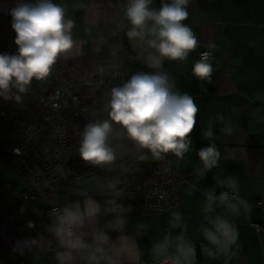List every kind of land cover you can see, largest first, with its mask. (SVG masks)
<instances>
[{
	"label": "clouds",
	"instance_id": "1",
	"mask_svg": "<svg viewBox=\"0 0 264 264\" xmlns=\"http://www.w3.org/2000/svg\"><path fill=\"white\" fill-rule=\"evenodd\" d=\"M188 3L189 0H161L156 8L154 0H127L119 30L140 49L142 63L152 71L134 72L110 90L108 118L84 126L77 150L86 165L109 175L78 176L72 188L75 199L52 205L43 231L36 237L17 240L14 252L21 256L32 253L37 261L51 251L55 264H142L139 240L151 226L137 222L134 233L128 231L129 214L134 209L124 201L131 195L122 187V179L111 174L119 159L112 143L114 126H118L120 139L132 143L139 161L164 160L168 154L182 160L189 152L199 108L195 98L181 93L175 80L163 70L166 60L186 61L198 46L194 32L183 23L188 19ZM9 15L17 50L15 54H0V98L21 104L33 80H45L57 60L79 54L80 45L72 36L75 19L68 15L65 5L54 0H21L9 10ZM104 42L102 37L97 41L100 45ZM210 55L201 52L192 67V75L201 82L211 83L214 69ZM97 70L102 74L105 69L98 66ZM202 91L207 89L202 87ZM254 99L264 103V96ZM219 120L224 125L222 133L232 135L231 123L225 122L223 115ZM202 136L209 142L198 150L202 167L196 169V174L206 177L214 168H220L222 156L215 142L213 122ZM13 151L21 153L18 148ZM92 180L96 185L90 192L86 184ZM213 180L215 186L204 192L200 248L206 257L222 256L227 261L234 255L233 246L238 247L239 238L230 217L240 216L241 210L246 213L248 204L235 196L239 187L235 175L216 173ZM217 187L222 190L217 192ZM97 194L104 197L102 201L96 198ZM24 211L22 207L20 212ZM26 225L29 229L35 227L31 220ZM112 233H116L115 238ZM147 255L150 264H197L196 245L181 212L170 213L168 230L151 241Z\"/></svg>",
	"mask_w": 264,
	"mask_h": 264
},
{
	"label": "crops",
	"instance_id": "2",
	"mask_svg": "<svg viewBox=\"0 0 264 264\" xmlns=\"http://www.w3.org/2000/svg\"><path fill=\"white\" fill-rule=\"evenodd\" d=\"M20 2L0 0V18H8L9 10ZM23 2L34 3L35 0ZM54 3L65 5L68 15L75 19L72 36L80 45L79 53L121 45L138 52V47L129 42L118 27L127 0H54ZM81 4L84 7H79ZM160 4L161 0H154L156 8ZM187 9L188 19L183 23L194 32L198 46L189 53L186 61L166 60L163 65V70L175 80L181 93L192 95L199 108L189 152L182 160L172 154L166 158L169 164L186 174V181L180 187L182 202L176 209L163 213L130 214L128 231L134 233L137 222L150 224L146 236L139 240L142 264H150L147 249L151 241L159 239L168 230L170 213L179 211L196 245L197 264H264V210L256 205L257 201H264V103L254 99L257 95L264 96V0H189ZM101 37L105 41L102 45L97 43ZM206 48L212 49L214 55L210 60L214 69L211 83L201 82L192 75L198 52ZM75 55L78 54L70 57ZM124 59L121 56L122 83L132 74ZM138 71L152 70L147 69L140 59ZM113 87L105 89V109ZM202 87L207 91H202ZM221 115L234 128L230 136L221 131L224 126L219 120ZM210 122H213L215 142L222 158L220 168H214L206 177H199L196 169L202 167V162L198 150L209 142L202 132L207 130ZM114 127L112 143L119 153V159L111 174L119 176L127 184L148 177L151 164L157 160L149 158L139 161L132 143L120 139L118 126ZM216 173L235 175L239 181L235 196L248 204L246 213L241 210L240 216L230 217L238 229L239 238L238 247L233 246L234 255L227 261L222 256L206 257L200 248L202 237L199 226L204 192L215 186L213 176ZM108 175L107 171L102 170L89 177L103 178ZM76 183L56 191L48 199L18 206L6 184L24 189L26 182L12 167L0 170V264H55L51 251L35 261L32 253L21 256L13 251V246L17 240L36 237L41 233L42 225L48 221L41 218L37 211L51 207L57 199L61 203L68 198L75 199L72 188ZM95 185L96 181L92 180L86 187L93 192ZM221 190L217 187V192ZM96 198L102 201L104 197L97 194ZM22 207L25 209L23 213L20 212ZM30 220L35 223L32 229L26 225ZM251 223L260 224V230L256 231ZM112 236L115 238L116 233H112Z\"/></svg>",
	"mask_w": 264,
	"mask_h": 264
},
{
	"label": "built area",
	"instance_id": "3",
	"mask_svg": "<svg viewBox=\"0 0 264 264\" xmlns=\"http://www.w3.org/2000/svg\"><path fill=\"white\" fill-rule=\"evenodd\" d=\"M11 22V16L0 18V54L16 53V33ZM139 52V48L132 52L125 45L81 52L54 65L55 85L35 95L36 105L24 99L18 104L0 98V170L12 167L26 182L24 189L6 184L18 206L48 199L77 181L78 176L89 177L102 171L80 159L77 150L81 133L87 123L108 118L105 89L122 83L121 56L132 73L137 72ZM201 52H209L210 60L214 57L212 49L206 48L198 52L196 60ZM98 66L104 67L102 74ZM16 148L21 150L19 155L13 151ZM166 158L151 164L148 177L122 184L131 195L124 201L134 209L130 214L163 213L181 204L180 187L187 177ZM57 204H61L58 199L53 205ZM256 205L264 210V201ZM49 211L47 207L37 212L48 221ZM250 225L256 231L261 228L257 223Z\"/></svg>",
	"mask_w": 264,
	"mask_h": 264
},
{
	"label": "rangeland",
	"instance_id": "4",
	"mask_svg": "<svg viewBox=\"0 0 264 264\" xmlns=\"http://www.w3.org/2000/svg\"><path fill=\"white\" fill-rule=\"evenodd\" d=\"M56 82V76L54 73H51L49 77H47L43 81H34L30 86V91L28 94L24 96L25 101H29L31 104L36 105L35 95L40 92V90L47 88L48 86H54Z\"/></svg>",
	"mask_w": 264,
	"mask_h": 264
},
{
	"label": "trees",
	"instance_id": "5",
	"mask_svg": "<svg viewBox=\"0 0 264 264\" xmlns=\"http://www.w3.org/2000/svg\"><path fill=\"white\" fill-rule=\"evenodd\" d=\"M59 62V60H57V62L56 63H58Z\"/></svg>",
	"mask_w": 264,
	"mask_h": 264
},
{
	"label": "water",
	"instance_id": "6",
	"mask_svg": "<svg viewBox=\"0 0 264 264\" xmlns=\"http://www.w3.org/2000/svg\"><path fill=\"white\" fill-rule=\"evenodd\" d=\"M4 152H5V150L4 149H2Z\"/></svg>",
	"mask_w": 264,
	"mask_h": 264
}]
</instances>
